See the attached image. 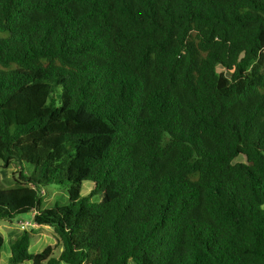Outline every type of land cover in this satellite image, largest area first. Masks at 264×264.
<instances>
[{
  "label": "trees",
  "instance_id": "1",
  "mask_svg": "<svg viewBox=\"0 0 264 264\" xmlns=\"http://www.w3.org/2000/svg\"><path fill=\"white\" fill-rule=\"evenodd\" d=\"M0 32V220L56 240L9 264H264V0H0Z\"/></svg>",
  "mask_w": 264,
  "mask_h": 264
},
{
  "label": "rangeland",
  "instance_id": "2",
  "mask_svg": "<svg viewBox=\"0 0 264 264\" xmlns=\"http://www.w3.org/2000/svg\"><path fill=\"white\" fill-rule=\"evenodd\" d=\"M7 32H0V37L6 36ZM23 171H26V168H30L27 165H23ZM18 168L14 165H10L8 167H4L3 163L0 161V187L7 188L12 186L15 183V179L17 178ZM44 194V202L42 204V209L52 207L54 203H58L59 205L64 204V194L63 189L58 188L56 186H49L46 190H43ZM31 215H21L12 221L8 220H0V232L5 239V243L2 250V260L0 264H9L8 256H9V240L13 237L17 236L21 232L20 223L31 221ZM20 221V222H19ZM32 226L27 228V231L32 233L31 235V245L30 250L32 252H39L43 250L49 244H55V233L52 228L48 226H39L31 224ZM58 249L54 251V255H57ZM26 264H30L27 262ZM60 264H65L61 262Z\"/></svg>",
  "mask_w": 264,
  "mask_h": 264
},
{
  "label": "built area",
  "instance_id": "3",
  "mask_svg": "<svg viewBox=\"0 0 264 264\" xmlns=\"http://www.w3.org/2000/svg\"><path fill=\"white\" fill-rule=\"evenodd\" d=\"M31 224H32V223L29 222V221L21 222V223H20L21 230H23V229H27Z\"/></svg>",
  "mask_w": 264,
  "mask_h": 264
},
{
  "label": "crops",
  "instance_id": "4",
  "mask_svg": "<svg viewBox=\"0 0 264 264\" xmlns=\"http://www.w3.org/2000/svg\"><path fill=\"white\" fill-rule=\"evenodd\" d=\"M31 215V214H30ZM20 222V221H19ZM33 224V223H32ZM34 225V224H33ZM36 227H39L38 225H35ZM32 252V251H31ZM34 253V252H33ZM36 253V252H35ZM1 260H2V257H1Z\"/></svg>",
  "mask_w": 264,
  "mask_h": 264
}]
</instances>
